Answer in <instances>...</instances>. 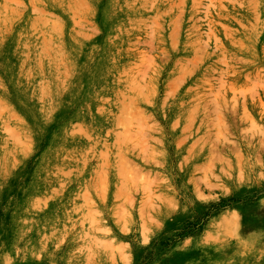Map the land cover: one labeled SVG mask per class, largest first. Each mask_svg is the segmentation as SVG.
<instances>
[{
	"label": "rangeland",
	"instance_id": "374dc122",
	"mask_svg": "<svg viewBox=\"0 0 264 264\" xmlns=\"http://www.w3.org/2000/svg\"><path fill=\"white\" fill-rule=\"evenodd\" d=\"M0 264H264V0H0Z\"/></svg>",
	"mask_w": 264,
	"mask_h": 264
}]
</instances>
